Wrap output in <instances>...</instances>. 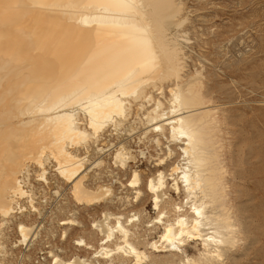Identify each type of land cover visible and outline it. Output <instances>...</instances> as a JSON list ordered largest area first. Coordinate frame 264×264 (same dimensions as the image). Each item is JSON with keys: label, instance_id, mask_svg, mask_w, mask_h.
<instances>
[{"label": "bare ground", "instance_id": "obj_1", "mask_svg": "<svg viewBox=\"0 0 264 264\" xmlns=\"http://www.w3.org/2000/svg\"><path fill=\"white\" fill-rule=\"evenodd\" d=\"M182 5L181 0H0V264L10 253L5 244L10 218L41 214L29 183L31 170L49 186L51 165L70 184L76 202H106L110 185L86 183L90 150L94 146V165H101L109 150L99 145L101 133L108 126L118 132L140 111L156 147L162 138L168 144L166 156L175 153L171 144L179 150L180 159L168 172L171 184L162 169L144 183L133 170L127 183L134 201L143 195L142 187L150 194L156 215L144 228L159 226L157 238L141 237L140 248L143 234L135 228L143 217L136 211L125 220L105 210L91 223L95 231L90 232L101 236L97 246L83 237L74 243L91 249V257L63 259L49 250L50 263L222 264L235 251L240 230L216 135L222 118L210 106L201 72L186 79ZM165 88L167 105L153 95L155 90L165 97ZM125 149L122 144L112 153L117 168L134 159ZM24 198L28 206L21 203ZM73 223L68 217L59 224ZM34 228L18 221L13 247L27 239L26 246L32 243L38 235Z\"/></svg>", "mask_w": 264, "mask_h": 264}, {"label": "rangeland", "instance_id": "obj_2", "mask_svg": "<svg viewBox=\"0 0 264 264\" xmlns=\"http://www.w3.org/2000/svg\"><path fill=\"white\" fill-rule=\"evenodd\" d=\"M181 2L183 4L181 17L187 18V20L184 18L185 22L180 28L186 39L181 42L183 53L181 56L186 59L183 58V61L187 66L186 79L196 71L201 72L200 77L204 78L201 80L208 90L210 106L219 109L214 108L217 110L216 115H219L218 119L220 115L222 118L216 134L217 144L221 150V158L226 162H224L228 174L226 185L227 188L230 186L227 193L231 196L230 204L233 205L235 222L239 224L240 230L237 248L232 254L225 256L222 264H264V0H181ZM153 95L155 99H163L161 101L167 105L166 88L165 97H160L155 90ZM141 112L136 116L132 114L122 126L115 129L118 132L110 126L104 129L99 145L103 144V147L109 150L102 155L101 165H94V160L98 156L92 151L94 146L90 150V159L86 164V168L90 169V177L86 183L92 188L98 184L110 185L112 192L106 202L101 201L94 205L76 202L70 195V184L65 183L53 171L51 165L47 167L49 186L36 178L35 172L31 170L29 183L33 186L35 203L40 207L41 214L38 216L34 212H24L23 215L17 214V217L10 218L5 226L8 236L5 244L12 254L9 253L2 264L14 262L20 254L19 247H13L12 244L18 236L16 224L20 220L33 223L34 230L38 231L33 244L37 247L48 244L51 247L47 252L53 250L63 259H69L74 254L91 257V249L85 250L74 243L79 237H83L87 243L97 246L98 238L101 236L96 232L94 233L96 235L92 233L94 229L91 223L105 210L120 213L126 216H123L125 220L136 211V214L139 213L143 217V219L140 217L142 222L137 224L139 227L135 228L139 235L143 234L139 238L140 241L138 240L140 248H144L146 239L157 238L161 231L159 226L150 230L144 228L148 219L156 215L152 209L150 194L142 187L144 192L141 195L142 199L140 197L134 201V190L127 186V183L132 177L133 170L140 173L144 183L148 176L162 169L167 176V182L171 184L168 172L170 165L179 161V150L171 144V149L176 148L175 153L166 156L168 144L162 138L161 146L156 147L152 140L154 133L145 131L146 125L144 119H141ZM122 144L126 148L125 151L134 156L124 169L117 168L112 163V153ZM220 146H224V149ZM79 152L82 154L84 149L80 148ZM161 158L166 159L162 164L156 165ZM171 191L172 197L176 198L175 193ZM180 198L183 199V194ZM21 203L28 206L25 198ZM68 217L75 219L77 224H59L60 221H67ZM62 230H66L64 237ZM90 235H94V239ZM141 237L145 241L141 240ZM27 242H30V239H27L24 247ZM95 245L93 246L96 247ZM162 254L160 255L162 258L170 257ZM173 259L175 258H172V262H178V258ZM99 261L100 264H107L102 259ZM126 263L129 264V262L124 264Z\"/></svg>", "mask_w": 264, "mask_h": 264}, {"label": "built area", "instance_id": "obj_3", "mask_svg": "<svg viewBox=\"0 0 264 264\" xmlns=\"http://www.w3.org/2000/svg\"><path fill=\"white\" fill-rule=\"evenodd\" d=\"M50 247L48 244L39 247L33 243L25 247L21 245L18 248L20 254L13 264H51L53 258L47 252Z\"/></svg>", "mask_w": 264, "mask_h": 264}]
</instances>
